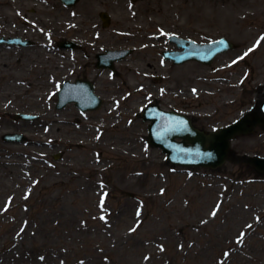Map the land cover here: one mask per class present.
I'll list each match as a JSON object with an SVG mask.
<instances>
[{
    "label": "rangeland",
    "instance_id": "obj_1",
    "mask_svg": "<svg viewBox=\"0 0 264 264\" xmlns=\"http://www.w3.org/2000/svg\"><path fill=\"white\" fill-rule=\"evenodd\" d=\"M102 11L109 15L105 27ZM0 20H42L43 34L55 20L61 35V20H96L105 48H133L132 60L116 67L132 71L121 76L139 97L117 105L105 98L83 115L73 104L57 110L64 61L56 66V84L46 76L31 88L18 83L26 79L22 68L0 63V264H264V174L232 162L216 169L172 166L146 145L139 112L147 92L206 130L245 112L264 83V0H79L68 7L60 0H0ZM161 28L200 42L225 36L234 49L209 65L167 62L155 86L134 91L143 80L138 71L150 70L134 60L160 59ZM179 76L182 93L163 92L176 89ZM25 111L39 114L49 131L27 132L29 146L4 142L12 114ZM263 134L258 127L232 144L239 141L238 153L264 155Z\"/></svg>",
    "mask_w": 264,
    "mask_h": 264
},
{
    "label": "flooded vegetation",
    "instance_id": "obj_2",
    "mask_svg": "<svg viewBox=\"0 0 264 264\" xmlns=\"http://www.w3.org/2000/svg\"><path fill=\"white\" fill-rule=\"evenodd\" d=\"M54 21L55 20L50 21L49 31H45L43 34L42 20H0V37L21 38L25 41L24 44L9 42L0 43V63H2L6 68L18 66L25 72L26 79L23 80V82H18L20 85L24 84L27 88H31L33 86L36 87V85H39L38 82H43L46 76H48L49 82L56 84V66L59 62L64 61L67 70V79L71 82L81 80L90 83L94 92L102 98L103 102L106 98L117 105L121 102L130 100L133 103L139 99V97H134L132 94L133 91H131L129 87L128 76L126 74L121 76V73H131V70L119 72L116 67L115 71H111L110 69L99 65V54L104 52L106 48L103 45L105 43V36L103 35L101 26L96 22V20H61L66 22L64 28L65 34L63 35L58 34L60 28L53 25ZM101 23L102 26L105 27L102 20ZM160 30L164 31L163 28ZM168 32H174L179 35V33L174 30ZM42 36L48 39V42L45 45L42 44ZM63 40H68L72 43H69L67 48H61L60 43ZM156 40L158 48L161 49L158 53L160 58L158 61L155 56H145L134 60L143 61L148 65V68H150L149 71H138V73H141V79L143 80L136 81V84L133 85L134 91L138 92L142 89H148L151 86H155V84H157V82L154 81L156 79V73L158 70L167 67V62L171 65H177L171 60L163 57V51L175 48V44L169 40L168 36L158 35ZM163 41L166 42L165 46L167 47L161 48L160 44L163 43ZM47 55H50L53 58H48ZM42 56L44 57L42 58ZM127 59H129V56L116 61L115 65L117 63H121L122 61H126ZM40 65L41 67L44 66L43 69L46 71L45 74H41V71L39 70ZM39 72L43 75L42 77L38 76ZM247 77L248 74H244L242 79L239 80L237 84L241 85L242 88H245L247 86L245 82ZM170 78H172V76H167L165 78V82H169ZM114 79L119 80V83L117 82L116 84H113ZM174 79L175 80L172 82H174L176 89L173 87L170 89L162 87L163 92H167V95H169L170 90L178 91L179 94L182 93L180 76L175 77ZM123 82H125V84H123ZM149 93L153 95V93L147 92V94H144V98L147 97ZM28 98L30 100V98L35 99L36 97H32L30 95ZM166 99L174 101L175 97L169 96V98L166 97ZM152 101L156 102L154 99H152ZM156 103H158L161 107L166 108L161 102L157 101ZM175 103L178 104V102ZM252 105H254V103H251L248 106L246 112L252 108ZM172 108L181 110L177 107ZM77 110L81 115L84 114L81 113L78 108ZM260 115V109L259 107H256L251 112V119L257 120ZM12 120L13 123L10 122V126L13 131L37 133L40 132L41 128L46 132L50 129L49 124L42 123L39 118L34 120ZM258 127L264 131V123H260L255 126L254 130ZM237 143H239V141H236L234 145L232 144V149L234 151L237 149ZM31 144L32 142L30 139H25L22 143L24 146H29ZM34 144H39V142L34 140ZM260 150H264V148L261 147ZM12 156L14 155L12 154Z\"/></svg>",
    "mask_w": 264,
    "mask_h": 264
},
{
    "label": "water",
    "instance_id": "obj_3",
    "mask_svg": "<svg viewBox=\"0 0 264 264\" xmlns=\"http://www.w3.org/2000/svg\"><path fill=\"white\" fill-rule=\"evenodd\" d=\"M78 0H63L65 4L73 5ZM103 20H108L105 12L101 13ZM175 38V37H174ZM3 40V39H2ZM16 40V39H11ZM9 40V41H11ZM18 40V39H17ZM178 45L182 50L169 51L165 54L172 58L175 62H183L186 60H198L209 64L213 58L220 52L233 48V44L225 37L218 38L207 43H199L190 39L176 38ZM67 42L63 43L66 47ZM130 50H107L104 57L115 56L122 58ZM103 56V55H102ZM111 58H107L109 60ZM88 87L91 88L90 85ZM80 88V89H78ZM84 87L78 83H69L64 81L58 91L57 108H62L73 97L80 98L78 106L81 109H94L99 105V99L91 90L82 94ZM150 107L143 111V118H152L153 122L150 128V143L153 146H159L167 153V158L176 165L182 166H204L215 168L221 165L226 159L244 160L252 163L255 168L264 171V157L237 155L231 156L229 153V140L239 133L250 132L249 122L244 118L227 126L219 127L215 131L205 133L195 128L190 119L179 113L172 111H164L155 107L156 114H149ZM18 118H34L28 113H16ZM6 141H21L22 134L6 133L3 135ZM176 138H180L177 141Z\"/></svg>",
    "mask_w": 264,
    "mask_h": 264
},
{
    "label": "snow or ice",
    "instance_id": "obj_4",
    "mask_svg": "<svg viewBox=\"0 0 264 264\" xmlns=\"http://www.w3.org/2000/svg\"><path fill=\"white\" fill-rule=\"evenodd\" d=\"M251 51V49L249 50ZM102 203V202H101ZM218 207V206H217ZM139 214V213H138ZM211 215L215 216L216 215V210L214 209L213 212L211 213ZM103 219V217H101ZM250 227V226H249ZM241 236H243V233L241 234Z\"/></svg>",
    "mask_w": 264,
    "mask_h": 264
}]
</instances>
